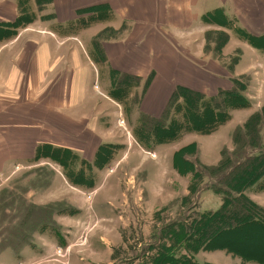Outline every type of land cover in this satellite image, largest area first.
I'll list each match as a JSON object with an SVG mask.
<instances>
[{
    "label": "rangeland",
    "instance_id": "rangeland-1",
    "mask_svg": "<svg viewBox=\"0 0 264 264\" xmlns=\"http://www.w3.org/2000/svg\"><path fill=\"white\" fill-rule=\"evenodd\" d=\"M17 1L0 0V12L4 13V18L8 16V19L11 20V16L15 18L18 15ZM68 1L51 0L48 4H44V8L40 11L37 10L35 0L28 1L27 6L35 14L36 18L33 22L26 25V28H19L24 30L21 36L14 42H9L11 49L5 48L2 53V56L11 57V60L9 58L0 62V81L3 83V88L7 93L11 92V95L2 96L5 99L7 98V100L0 99V112H7V105L12 106L11 109L13 110L36 109L38 106L44 107L46 105V97H49L50 92L56 87V90H59L64 96V101L59 107L64 108L66 111L68 109L66 108L67 105L71 106L67 113L79 115L76 118H86L89 127L91 128L92 126L97 134L102 135L104 141L126 142L128 140L131 141L132 138L136 140L134 127L138 124L139 113L141 111L151 113L144 108L147 104V98L159 95L161 90L162 94L164 92V88L161 86H152L150 89L149 86L153 81H155L154 84L161 81L163 76L153 69H143L141 72L143 76L140 77L139 84L130 89L128 96L124 100L116 101L108 96L111 86L110 70H119L117 67L118 63H121V59H125L124 62L128 65V62H135L137 60L136 56L140 55L144 56L149 65H151L150 62L155 53L149 47L152 44L150 40H156L158 36L161 38L168 36L174 44H178L180 49L184 51L181 56L188 60L184 64L186 65L184 73L187 71L193 74H185V79H190L191 81L179 78L185 81H179V83L188 84L203 91L210 90L203 83V78L208 76L212 65L221 67L225 73L229 74L228 80L232 76H237L236 64L232 71L227 67L231 57L240 48L233 49L238 46L235 43L226 48V43L220 52L215 50L214 42L217 39V31L214 29H219L215 24L205 21L193 23L161 21V17H165V12L161 11L160 6H155L153 11L154 19L149 18L144 7H142V10L146 13L145 17L147 18L144 21L117 20L112 10L109 19L93 23L87 27H81L77 19L86 15L79 16L76 12L77 9L74 8V15L71 20H75L68 22L71 21L68 18V4L62 6L63 3ZM77 8L80 9L79 7ZM126 9L128 10V7ZM50 14L54 15V18L45 19L42 17ZM57 14L61 15L62 22L57 20ZM170 15L171 13L168 14L169 17ZM233 18L235 17H232L231 20L235 28L240 27L251 31L248 22L245 23L239 19L236 21ZM106 26L111 27L112 30L107 31L105 33L107 39L101 41L105 51V58H100V61H96L94 58L97 56V52L92 45V38ZM47 28L53 29L55 35L46 31ZM207 31L209 32L205 36ZM230 34L239 36L232 29H230ZM72 35H76V37L66 38ZM146 36L148 37L147 39H145ZM154 43L156 42L154 41ZM9 52L11 55H9ZM117 58L119 59L118 62L115 61ZM257 60L254 61L253 59V62ZM243 61L244 59L239 63L241 66ZM22 62H24L23 66ZM29 64L31 66L35 64V66L29 69L27 67ZM255 67L249 69V72L243 73L249 76V85L245 93L248 97L247 91L249 89L248 93L253 103L262 105L264 101V71L261 64H259V68ZM57 68H62V70H57ZM256 72H259V79L256 77ZM131 74L136 75L132 72ZM252 76L254 80L251 83ZM148 77L150 81L144 90V82ZM5 78L14 79L13 85L7 87ZM48 85H51L50 89ZM148 89L152 91L151 94ZM155 89L157 92H155ZM153 92L155 93L153 94ZM165 103L166 100L164 103H160V105L163 104L161 109ZM254 104L248 108L231 109V119L210 134L188 133L185 137L181 136L172 142L160 144L155 148V155L153 151L148 150V154L146 153L139 159L141 163L147 164V167L154 164L149 180L145 184L142 183V179H138L139 175L135 171L117 168V163L112 165L114 173L118 174L119 180H117L115 187L109 189V183L114 179V175L105 176L106 174L103 172L100 181L102 182L101 186L93 194L92 198L93 189L83 188L70 183L73 187L79 189L77 195H81L80 197L85 199L80 205L82 212L72 216L67 212H55L53 219L56 214L63 215L59 224L54 219L58 225V234L55 233L54 228L35 231L32 235L31 244L27 245L28 247L23 249L22 252L20 250L17 253L11 248H5L0 251V264H119L118 261L112 262L111 260V254L115 248L120 246L126 248L128 243L134 244L140 235L143 238L148 237V232L145 233V229H150L153 214L148 215L147 213H150L153 206L160 202H155L153 195L160 187H166V179L170 180L169 185L173 187L174 192H179L186 188L183 178L178 176L176 172H174V177L172 176L171 167L174 150L183 146L194 137V140L198 143V154L193 145L194 147L190 151L185 152L186 159L192 161L198 168L203 165L200 160L206 163L214 162L220 157L221 148H226L228 152L233 150L234 143L231 141L230 134L240 122L242 117L239 116L249 114L254 108ZM158 110L159 108L156 112ZM107 131L111 135H115L114 137L113 135L110 136L113 137L110 140L103 135V132L106 133ZM77 136L81 139L83 135ZM190 145L192 144H187V146ZM125 151L127 150L116 151V153L118 152L117 159ZM81 159L84 158L82 157ZM44 161L48 163L40 164ZM35 163L38 165L30 168L20 165L19 169L15 166L8 172L6 167L0 170V241L7 236L6 227H11L18 221V218L11 220V217L15 215L20 207V198H23L28 203L41 206L55 205L60 202L72 206L66 201L51 200L54 193L50 197H37L35 195L36 191L44 190L50 186L53 171H55L53 167L57 168L55 162H51L46 158H39ZM158 174L160 175L158 176ZM208 179L206 177L207 183ZM97 184L98 182H96V186ZM204 184L205 182L200 184L199 188ZM145 187L148 190L147 194H150L146 206L144 203L146 199ZM171 187L168 186V189L170 190ZM108 192L110 193L108 194ZM251 194L253 195L254 192ZM207 195L216 196L210 190L204 192V196ZM108 196L112 203L110 206L106 204ZM262 196L264 197V191L258 192V195H255L254 198L260 200ZM49 199L51 201L46 203L45 201ZM102 200L104 202L101 205ZM78 201H81L80 198ZM196 206L197 201L192 203L191 211L195 212ZM203 207L204 209L215 208L213 205L208 204L203 205ZM94 213H96V216ZM4 214H7L8 217L5 218ZM162 215L164 218L166 216L173 217L177 214L176 211L170 210ZM119 216L121 218H118ZM99 217L108 219L106 221L105 219H99ZM91 222L93 223L91 224ZM231 230L225 235L220 234L221 231H217L215 235L222 238L223 242L231 244L243 253H256L255 243L244 234L253 231L255 235L264 238L263 230L253 226L245 229L235 226ZM245 230L247 232H244ZM100 234L104 237L103 244L96 238ZM118 235L121 240H119ZM125 237L128 243L124 241ZM67 241L72 242L71 248L67 245L65 246ZM68 249H71L69 256ZM133 251L136 250L127 251V257H133L137 253Z\"/></svg>",
    "mask_w": 264,
    "mask_h": 264
},
{
    "label": "trees",
    "instance_id": "trees-1",
    "mask_svg": "<svg viewBox=\"0 0 264 264\" xmlns=\"http://www.w3.org/2000/svg\"><path fill=\"white\" fill-rule=\"evenodd\" d=\"M28 1L18 0V15L12 21L0 22V41L15 37L19 28L25 27L35 20V14L27 6ZM50 1L35 0L37 10H42L44 4L46 5ZM76 12L79 16L86 15L78 17L77 21L81 27H87L109 19L112 9L106 3H97L77 9ZM42 17L51 19L54 18V15ZM203 19L205 22L232 29L251 46L264 51V33L256 35L246 29L235 28L232 25V20L224 14L222 9L215 8L209 11L203 16ZM109 30L112 28L106 26L92 38V45L97 52V56L94 58L96 61L105 58L101 41L107 39L105 33ZM214 30L217 31L214 49L220 52L223 45L229 40V33L223 29ZM208 32L205 33V36ZM240 54L241 50H237L236 54L231 57L227 67L230 71L238 62ZM149 77L144 82V90L149 84ZM110 78L109 95L117 101L124 100L130 89L138 85L141 80L140 76L116 69L110 70ZM248 85L249 76L244 74L230 77L229 86L218 87L212 94H206L187 84L177 83L170 91L166 103L158 115L142 111L139 113L138 124L134 127V137L143 147L152 148L157 144L176 140L187 132L209 134L229 120L231 109L246 108L251 105V101L245 93ZM231 138L234 143L233 150L228 152L226 148H222L221 158L215 165H202L201 168H198L192 161L186 159L185 152L190 151L195 146L194 144V146L180 148L173 155V163L177 171L180 174L191 173L189 187L191 194L200 189V184L207 177L209 178L208 183L206 182L203 188L211 189L219 194L222 200L217 210L201 215L191 211V206L188 207L187 210L190 212L185 217L186 233L191 235L195 243L197 242L194 249L199 246L208 247L211 239L218 238L215 235L217 231H221L220 234L225 235L231 232V228H235V226H240L243 229L250 226L258 227L264 232V209L246 194L250 188L264 191V104L260 110L250 114L243 124L237 125L233 129ZM120 147L121 145L116 143H101L93 160L89 161L85 158L81 159V156L69 148L43 143L36 147L34 159L46 158L55 162L62 167L65 177L71 184L94 189L97 182V169L108 165ZM78 162L80 164L77 165ZM210 179L211 181H209ZM20 200L19 209L11 217V220L18 218V221L11 227H6L7 236L0 241V251L11 248L17 253L20 252L25 246L31 244L32 235L37 230L54 228L55 233L58 234V225L53 219L54 213L74 214L76 212L74 207L63 202L41 206L28 203L23 198ZM166 209L164 207L160 212ZM4 217L7 218L8 215L4 214ZM171 224L173 222L169 223V226ZM163 227L165 228L167 225ZM244 235H247L255 243L256 253L254 254L264 255V238L255 235L253 231ZM124 241L128 243L126 237ZM157 242L158 240L147 242L140 235L134 244L128 243L126 248L121 246L115 248L111 254V260L112 262L118 261L119 264H133L136 260L153 257L151 251L154 249L161 253L156 259H152L151 264H165L167 261L173 264H198L182 255L175 259L171 258L166 249ZM233 247L231 245L230 248ZM235 248L232 250L242 256L250 255ZM129 250H136L133 252L137 253L133 257H127L126 253ZM140 264H147V262Z\"/></svg>",
    "mask_w": 264,
    "mask_h": 264
},
{
    "label": "crops",
    "instance_id": "crops-1",
    "mask_svg": "<svg viewBox=\"0 0 264 264\" xmlns=\"http://www.w3.org/2000/svg\"><path fill=\"white\" fill-rule=\"evenodd\" d=\"M97 3L108 4L114 11L117 20H125V21H144L145 19H147L145 17L146 13L149 16V18L151 17V19L152 18L154 19V15H153L154 7L160 6L161 11L165 12V17H161V21L191 22V23L198 21L202 22L204 21L203 16L206 15L209 11L215 8H220L224 11V14L228 18L232 19V17H235L233 19H236V21L237 19H239L245 23L248 22V25L251 28V31L246 29L248 32L256 35L264 33V0H69L66 3H63L62 6H65L64 4L66 5L68 4L67 5L68 6L67 11L69 12L68 18L72 19V16L74 15L73 12L74 8L78 9L77 7L81 8ZM126 6L128 7V10L126 9L127 8ZM142 7H144L146 13H144ZM169 13H171L170 15L171 18L168 16ZM4 17H5L4 13L0 12V22L12 21L14 19V16H11V20L8 19L9 18L8 16H6V18ZM56 18L59 21L61 20L60 22L63 21L60 14H57ZM216 27L219 29H223L229 33V40L227 42L226 48L229 45L232 46V43H235L238 46L234 47L233 49L240 48L241 50L240 58L235 65V70H237L236 75L249 72V69H252L255 66H256L255 68H259V64L262 65V70L264 71V51L251 46L246 40L240 38L237 35L232 36L230 34L229 28L221 27L218 25H216ZM22 31L24 30L19 29L15 37L0 41V56H1L0 62H2L3 60H8L9 58L11 60V57L2 56L3 50L5 48L11 49L8 43L17 40L19 36H21ZM46 31L54 34L53 33L54 31L51 28L49 29L47 28ZM75 37L76 35H72V36H67L66 38H75ZM147 38L148 37L146 36L145 39ZM161 39H165V40H161ZM150 41L152 44L149 47H151L153 52L155 53L154 57L152 58V61L150 62L151 65H149V63L146 61L144 56L142 57V55H140V56H136L137 60L135 62H128V65L124 62L125 59H121L122 61L121 63H118L117 69L125 72L135 73L137 76L140 77L143 76L141 74L143 69H150V70L153 69L158 74L163 76L162 80L158 81V83L154 84L155 81L151 82L149 89L152 86L158 85L163 87L164 92L166 91V93L164 94L163 92L162 94V90H161L159 95L149 96L147 92L149 97L147 98L146 107H144L145 110L151 112L150 114L158 115V112L160 111L163 105V104L160 105V103L165 102L172 88L177 83H179V81L185 82L180 80L179 78L185 79L186 73L187 75H191L193 73L187 71L186 73H184L185 72L184 69L186 67V65L184 64H186L188 60H186V58H183L181 56L182 55L181 53H184V51L180 49L178 44H174L168 36H164V38L158 36L156 40H150ZM154 41L156 43H154ZM59 49L61 50V48ZM147 51L150 52L151 50H147ZM9 55H11L10 52ZM242 59H244V61H243V65L241 66L239 63ZM253 59L254 61L257 59L258 60L256 62H253ZM118 60L119 59L117 58L115 61L118 62ZM24 62H22V66L24 65ZM34 66L35 64H33L32 66L30 64L27 65L29 69H31ZM57 70H62V68H57ZM258 73L259 72H256L257 75L256 77H258L259 79ZM228 77L229 74L225 73L221 67L219 66L215 67L214 65H212L210 73L208 72V76H205L203 78V83L206 84L210 90L203 91L199 88L198 89L205 92L206 94H212L216 91L218 87L229 86ZM5 79H6L5 84L7 87L13 85L14 79L12 78H5ZM185 80H190V79H185ZM253 80L254 77L252 76L251 83L253 82ZM48 87L50 89L51 85H48ZM248 91H247V95L251 101V105L248 107H251L254 103ZM155 92H157L156 89ZM155 92H153V94ZM151 93L152 91H150V94ZM3 95L10 96L11 92L7 93V91L3 88V83H1L0 81V99L7 100V98L5 99L4 97H2ZM108 96L111 97L109 94ZM45 101H46L45 102L46 105L44 107L38 106L36 107V109L24 108L21 110L19 109L13 110L11 109L12 106L7 105L6 110L8 111L0 112V170H3L6 167V171L8 172L11 171L10 169L14 168L15 166H17L16 168L18 169L20 168V165L25 166L27 168L37 166L38 164L35 162H37L38 160L34 159L36 147L43 143H49L54 146L69 148L74 152L78 153L79 156L89 161L93 160L95 152L101 143H116L121 145L118 151H120L121 149L124 150L126 149L127 151H125L118 159H117V154H118L117 152L108 165L104 166L102 169H97L96 174H97L98 184L97 186L95 185L91 198L93 194L101 186L102 182L100 181H101V177L103 176V172H105L104 173L106 174L105 176L114 175V179H112V181L109 183V189L115 187L118 180V174L114 173V168L112 167V165L113 164L115 165L116 163H117L116 166L117 168L120 169L123 168V169H129L135 171L139 175L138 179L139 178L142 179V183L145 184L149 180V175L151 174V170L154 164L147 167V164L141 163L139 159L140 157L144 156L146 153L148 154V150L153 151V154L155 155V148L158 147L160 144H157L152 148H145L142 145H140L134 138H132L131 141L128 140L126 142L104 141L102 135L97 134L92 128V126L91 128L89 127V123L86 120V118L84 117L76 118L79 115L67 113L68 112L67 110L71 108V106L67 105L66 108L68 109L66 111L64 110V108L59 107L64 101V96H62L59 90L58 91L56 90V87L53 88V90L50 92L49 97H46ZM262 105L254 104V108H252V111L249 114L239 116L242 118H240V122L237 125L243 124L246 118L254 111L260 110ZM158 108L159 110L156 112ZM231 117L232 114H230L229 119H231ZM188 133H194V132H187L183 134L182 137H185ZM72 135L74 136L76 135V137ZM77 135H83V136L80 139ZM103 135L107 137L108 140H110L115 136L112 134L113 137H110L112 135L108 131L106 133L103 132ZM230 138H231V134H230ZM187 144H192V145L194 144L198 154V143L197 141L194 140L193 137L190 140H188L186 144L174 150L172 154V167H171V170L173 171L172 176L174 177V172H176V174L181 178H183V180L185 181L186 188H183L182 191L174 192V189H172L173 187L169 185V181H170L169 179H166L165 181L166 184L165 188L160 187L159 185L160 189L157 190L156 193H154L153 200H155V202L157 201L160 202L153 206L150 213H147L148 215L153 214V221L149 227L150 229L149 230L145 229V233L148 232V237L144 238L145 241L153 242L155 240H158L157 243H160V245L166 249L167 254L171 258L175 259L177 256L182 255L183 257H187L191 259L193 262L198 264H203V263L264 264V255L252 253V255L250 254L246 257L242 256L237 251L232 250L235 247L230 248L231 244L229 243L227 244L223 242V239L219 237L217 239H213V240L211 239L210 245H208V247L206 248L199 246V248L194 249V246L197 244V242L195 243L191 235L190 234L188 235L186 233L185 217L187 213L190 212L187 210L188 207L191 206L193 202L197 201L196 208L195 207L193 208H195L196 210L195 214L201 215L203 213L217 210L220 207L222 200L219 194L215 193L211 189L203 188L205 184L202 185L200 189L196 190L195 194L190 193L189 187L191 184V173L188 172L186 174L181 175L180 173H178L173 163L174 153L178 151L180 148L187 146ZM221 149H220V157L217 160L211 163H206L203 160L199 159L200 163H202L203 165L217 164L221 158ZM44 163L46 164L48 162L44 161L41 162L40 164H44ZM55 165L57 166V168L53 167V170L55 171H53V178L50 183V186L45 188L44 190L36 191L35 195H37V197H42V196L50 197L54 193L53 198L51 200L66 201L76 209V212L74 214H69L70 216L81 213L82 207L80 205L82 204L83 200H85L83 199L84 197L82 198L80 197L81 195H77L79 189H76V187H73L70 184V182H68L67 178L63 173L62 167L57 164ZM49 166L51 167V165ZM160 174H158V176ZM204 182L205 183L207 182L206 178L202 181L201 184H203ZM168 186L171 187L170 190L168 189ZM206 190L212 191L218 197L212 195L204 196V192ZM147 192L148 190L146 188L145 191L146 199L144 202L145 206H146V202L150 198V194H147ZM252 192H254L253 195L251 194ZM258 192H263V191H256L250 188L246 191V194L254 202L262 206L264 209V197L263 196L260 197V200L254 198L255 195H258ZM109 193L110 192H108V194ZM79 198L81 200L80 202L78 201ZM51 200L49 199L46 200L45 202L47 203L50 202ZM103 202L104 201L102 200L101 205L103 204ZM106 204L108 206L112 205L109 196L106 200ZM206 204L213 205V207L215 208L204 209L203 205ZM164 207H166L167 209L163 212H160L161 209H163ZM170 210H173L174 212L176 211L177 215L173 217L166 216L163 218L162 214L164 212L168 213V211ZM94 215L96 216V213H94ZM62 218L63 215L61 214H56L54 216V219L58 224L61 223ZM118 218H121V216H119ZM99 219L102 220L105 219L107 221L108 218L99 217ZM171 222H173V224L169 226V223ZM92 223L93 222H91V224ZM180 224H182V226H179ZM166 225L167 227L164 228L163 226ZM96 238L99 241H101L103 244L104 237L101 234L99 235V237ZM119 240H121L120 236H119ZM92 244L94 245V243ZM66 245L69 248H71L72 242L70 243L67 241L65 246ZM26 247L28 246H25L23 249H25ZM23 249L21 250V252L23 251ZM70 250L71 249H68V256ZM160 253L161 252H157V250L153 249L151 251L153 257L151 258L145 257L143 259L136 260L134 264H140L144 262H147V264H151L152 259H156L157 257H159ZM165 264H173V263L167 261Z\"/></svg>",
    "mask_w": 264,
    "mask_h": 264
}]
</instances>
